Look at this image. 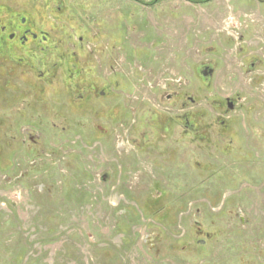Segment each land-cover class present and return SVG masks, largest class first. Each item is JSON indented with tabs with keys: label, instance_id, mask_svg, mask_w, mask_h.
<instances>
[{
	"label": "rangeland",
	"instance_id": "obj_1",
	"mask_svg": "<svg viewBox=\"0 0 264 264\" xmlns=\"http://www.w3.org/2000/svg\"><path fill=\"white\" fill-rule=\"evenodd\" d=\"M0 2L14 8L26 2L32 23L49 33L42 62L48 75L36 88L38 79L27 68L33 86L25 94L11 90L3 96L9 108H0V264H264V185L256 182L246 198L236 199L244 222L229 211L220 214V198L196 215L195 193L178 189L177 171L191 169L178 160V108L167 113L156 106L163 85L183 78L197 99L190 109L200 111L202 130L218 138L213 152L230 153L228 146H240L238 137L250 138L253 149L236 178L237 184L247 181L252 173L246 160L264 151L256 135L264 127V108L246 74L247 43L240 52L228 31H243V12L256 11L254 18L264 21V1ZM256 35L250 41L260 50L262 36ZM63 57L73 78L65 65L52 68L56 76L48 68ZM207 63L214 73L205 79ZM237 96L234 112L217 105ZM20 102L33 106L17 108ZM139 105L152 106L145 115L160 112L167 126L140 154L126 140L121 148L116 137ZM28 130L39 136L37 145L22 143ZM231 137L234 146H226L223 138ZM163 174L175 189L164 187ZM195 220L211 234L204 246L194 236Z\"/></svg>",
	"mask_w": 264,
	"mask_h": 264
},
{
	"label": "flooded vegetation",
	"instance_id": "obj_2",
	"mask_svg": "<svg viewBox=\"0 0 264 264\" xmlns=\"http://www.w3.org/2000/svg\"><path fill=\"white\" fill-rule=\"evenodd\" d=\"M54 1L59 2L60 0ZM259 1L261 3L264 0ZM22 6L14 8L7 2H0V108H5V106L9 108V105H5L3 102H6V97L12 95L11 92H24L25 94L27 86L29 88L33 86L32 83L28 85L27 68H29V71L38 79L39 84L35 82L34 86L36 88L37 85L40 87L42 78L48 75V72H44L42 62L44 52L43 42L48 40L49 33L42 30L35 23V25L32 23V19L27 16L29 13L25 11L26 2L23 3ZM260 12L261 11H258L257 13L259 14ZM262 13L264 12L262 11L261 14ZM255 14L256 11L243 12V16L245 17L244 25L241 28L243 31H238L237 34L233 33L234 29L231 30V32L228 31V37L235 42L236 45L247 43V48L246 50L244 49V56L249 59L246 74L252 76L250 78V83H252L255 88H258L255 90V94L260 98V100H258V102L262 104L260 108H264V99L262 98L264 97V70H258L259 68H264V21L256 20V18H254ZM29 15L31 16L32 14ZM230 19L232 21L233 17ZM256 33L262 36L261 40L263 46H260V50H257V47H259L258 45H253L251 44L252 41H250L257 37ZM82 39L81 37L80 40ZM241 49H243V47L240 45L238 50L241 52ZM63 59L64 61L60 59L61 62L56 63L54 65L55 67L49 66V70L53 71L58 65L59 67L65 65L69 71V75L71 74L70 78H73L74 72H72V68L68 67L70 61L67 57H63ZM74 66L73 64L72 67ZM213 73L214 69L211 63L203 65L202 75L205 79L211 77ZM54 75L56 76L57 73L53 71V76ZM182 79L183 78L172 81L168 80L163 85L159 94L160 97L163 98V101L161 104L159 103L160 105H156L159 108H168L166 112L168 110L172 112L173 108H178L179 113L175 115V119L180 120L181 127L183 128V136L179 138L182 152L179 154L178 160L182 161L181 165L186 164L190 166L191 169L194 167L192 170L182 168L177 171L179 177L178 189L184 193L188 191H193L195 193L194 198L198 205L196 215L200 216L202 214L200 209L201 206H208L210 201L211 204H216L218 203V198H220L222 199V207L219 206L221 209L220 214L229 211L232 218L238 216V218L244 222L242 203H236V199L241 196L246 198V196H248L247 192L256 185V182L257 184L259 183V185H264V151L262 148L258 149L262 151H254L252 153V156H257L258 159L255 160V158H250L246 160L247 170H250L252 174L247 181H243L242 184H237L236 178L241 177L242 173L238 165L245 159L248 151L253 149L252 143L249 142L250 138L247 136L238 137V140L242 141L239 143L240 146H234L236 140L234 137L229 138L230 140L223 138V140H226V143L223 142L226 146L230 144V146L232 145L235 148H229L228 146L227 149L231 152L227 154L213 152V149L219 150V142L216 143L218 138H212L208 136L209 132L205 133L202 130L203 126L201 127L197 121L200 111L195 112L194 115L190 109L195 108L197 99L194 93L187 92L186 84L184 79ZM152 88L155 87L152 86ZM3 96L6 97L4 98ZM240 102V96L227 97L225 102H219L217 105H223L222 107H224L229 114V112H234L240 107ZM19 105L20 106L17 108H32L33 106L31 102H20ZM152 105L155 106V104ZM134 108L139 109H136V113L138 114L134 115L133 122L129 126L125 128L117 127L116 137L119 139L121 137V143L123 140H126L133 144L136 151H139L140 154V152L142 153L145 150H150L156 145L158 136L167 132V126L166 122L162 121L160 112L150 111L151 115H145L143 110H146V108H153L152 106L139 105ZM261 115H263L264 118V110L261 111ZM262 122H264V120ZM222 123L224 124V121H222ZM230 127L231 126L228 125V129H230ZM258 129L259 133L256 135H259L258 140H262L264 144V127H259ZM188 133H192L193 136L187 138L186 134ZM25 137L27 138H24L22 141L24 145H37L39 142V136L30 130L27 131ZM187 141L190 142L187 143ZM123 144L124 143H122L121 148ZM232 150L239 152L233 153ZM224 155L227 156L224 157ZM257 166H261V168ZM256 169L259 170L257 174L255 171ZM104 175V177L107 176L106 173ZM21 176H25V173ZM162 177L161 180L165 183V188H169L168 186H170L173 187L170 189H175V186L170 184L171 179L166 178L168 181L166 184V180H164L165 175L163 174ZM215 188L218 189L217 194L214 193L216 192ZM156 190L158 189L156 188ZM218 194H220L219 197H217ZM235 208L237 209L236 213H234ZM217 216H219L218 213ZM194 236L198 244L202 246L205 245L206 239L211 238V234L205 229L201 220H195Z\"/></svg>",
	"mask_w": 264,
	"mask_h": 264
},
{
	"label": "water",
	"instance_id": "obj_3",
	"mask_svg": "<svg viewBox=\"0 0 264 264\" xmlns=\"http://www.w3.org/2000/svg\"><path fill=\"white\" fill-rule=\"evenodd\" d=\"M104 176H105V175H104ZM104 176H103V177H104ZM104 178H105V177H104Z\"/></svg>",
	"mask_w": 264,
	"mask_h": 264
}]
</instances>
